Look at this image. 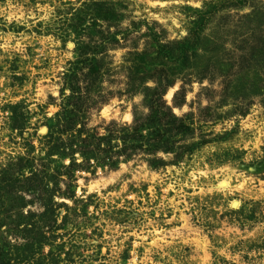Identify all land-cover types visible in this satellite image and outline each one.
Wrapping results in <instances>:
<instances>
[{"label":"rangeland","instance_id":"rangeland-1","mask_svg":"<svg viewBox=\"0 0 264 264\" xmlns=\"http://www.w3.org/2000/svg\"><path fill=\"white\" fill-rule=\"evenodd\" d=\"M0 264H264V0H0Z\"/></svg>","mask_w":264,"mask_h":264},{"label":"bare ground","instance_id":"bare-ground-1","mask_svg":"<svg viewBox=\"0 0 264 264\" xmlns=\"http://www.w3.org/2000/svg\"><path fill=\"white\" fill-rule=\"evenodd\" d=\"M223 184L226 185L227 183H224V182H223ZM225 187H226V186H225Z\"/></svg>","mask_w":264,"mask_h":264}]
</instances>
